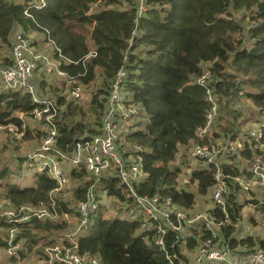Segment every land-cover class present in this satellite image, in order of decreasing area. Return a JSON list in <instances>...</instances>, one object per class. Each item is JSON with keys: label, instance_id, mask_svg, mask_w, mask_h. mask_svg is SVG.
<instances>
[{"label": "trees", "instance_id": "trees-1", "mask_svg": "<svg viewBox=\"0 0 264 264\" xmlns=\"http://www.w3.org/2000/svg\"><path fill=\"white\" fill-rule=\"evenodd\" d=\"M99 1L47 0L40 6L32 0H0V50L7 55L18 28L25 35L30 31L44 33L55 52L60 50L64 55L60 69L73 86H89L102 76L100 92L92 96L94 102L90 104L99 118L106 101L101 95L107 98L111 83L125 68L130 101L141 105L149 117L129 136L132 142L143 146L142 165L147 172L145 178L135 181V190L150 197H171L186 209L206 208L209 202L196 206V196L210 195L216 184L217 167L193 166L189 177L198 182L197 191L186 190L179 175H186L191 145L210 143V139L221 136L225 139L226 135L225 140L245 143L242 152L217 159L223 173L230 175L227 181L231 186V177L244 174L240 158L252 156L248 142L253 139L252 130L261 132L257 138L264 144V0H144L146 7L140 13L131 0H127V7L124 0ZM95 2L100 7L91 10ZM246 16H250L248 22ZM92 50L96 55L89 56ZM205 63H210L219 109L211 130L201 135L199 129L206 125L210 103L205 99V87L196 78L204 72ZM69 97L65 93L58 96L59 105L64 107L58 118V143L64 151L71 150L74 139L85 128L82 121L75 122L82 108L80 101ZM41 104L29 93L0 90V124L21 128L24 119L17 113L31 115ZM244 105L257 109V120L247 119L251 115ZM245 123L253 125L246 130ZM215 132L218 138L212 136ZM42 134L32 135L27 130L23 140L33 137L38 141ZM181 147L185 148L182 158L175 162ZM15 170L14 162L0 161V186L5 188L2 194L15 205L32 203L51 208L50 195L57 188V181L41 172L34 175L32 183L23 184V176L18 172L15 175ZM73 176L77 181L72 192L56 198L55 218L34 217L19 224L15 239L19 260L16 254L12 260L40 264L43 259L50 264L52 258L58 263L56 246L66 249L71 245L67 232L80 215L77 203L87 198L93 185L98 208L90 215L87 229L76 236V250L98 256L103 264H168L166 250L155 243L154 232L141 231L143 215H128L126 206L136 204L126 183L115 173L105 174L98 181L90 180L84 171ZM241 190L244 189L237 186L228 199L227 214L219 207L210 210L218 222V241L230 248L264 247L262 235H235L244 206L264 200V194L242 200L238 193ZM260 207L264 210L263 205ZM262 212L259 211L260 216ZM260 218L264 220L263 216ZM6 220L1 219L2 226L11 225ZM193 230L181 242L175 240L177 232L170 230L167 234L166 249L178 264L189 259V250L202 240L200 234L211 235L204 225L195 224ZM2 238L0 249L8 247Z\"/></svg>", "mask_w": 264, "mask_h": 264}, {"label": "built area", "instance_id": "built-area-1", "mask_svg": "<svg viewBox=\"0 0 264 264\" xmlns=\"http://www.w3.org/2000/svg\"><path fill=\"white\" fill-rule=\"evenodd\" d=\"M46 1L36 0L34 2L43 6ZM144 3V0H131L132 6L135 5L139 13L145 10ZM128 4L129 2L124 0V6L127 7ZM97 5V2L93 3L91 10ZM32 47L31 37L25 35L22 31L14 32L10 55L3 56L0 54V90L19 91L36 95V85L32 82V78L40 68V56L33 53ZM56 54L58 56L56 68L61 75L67 77V74L60 69L64 55L60 50L56 51ZM93 55H96L94 50L89 53V56ZM5 57L8 58V61ZM203 67L204 72L196 78V82L205 87V99L210 105L206 110V125L199 129L201 135L211 130L210 125L219 109L217 96L212 87L213 74L210 70V63H205ZM127 77L126 69L121 68L116 79L110 85L102 120L97 130L94 132L87 131L78 136L74 139L71 150L67 151L61 149L58 143L60 138L58 118L62 115L64 107L59 105L58 97L52 96L49 92L46 96L40 97L41 99L36 96L42 104L31 112V116L33 119H38V121L36 120L38 129L43 132L44 136L40 141V143H43L41 146L40 143L36 146V151L29 155L27 163L37 169L36 174L47 172L49 176L57 181L58 186L51 191V208L44 204L39 206L32 203L15 205L13 202L6 200L8 205L1 208L0 221L2 218L7 219L6 221L10 222L11 225L5 227L0 223V236L8 242V252L16 250V244L14 239L12 240V236L13 234L14 237L17 236L20 223H27L34 217L40 219L55 218L54 198H56V194L65 197L72 192L77 178L73 176L74 182L71 183V177L65 175L64 170L61 168L62 160L59 159V157H62L69 160L73 165L71 170L73 173L84 171L90 180L94 179L96 181L101 180L105 174L115 173L123 183L128 185L134 197L133 202L136 204V207L126 206L128 215H134V217L143 215L141 231L144 233L154 232L155 243L161 249L166 250L168 264H178L166 249L168 232L170 230L177 232L175 240L181 242L182 237L192 235L195 224L204 225L205 230H211V235L205 237V235L200 234L202 240L189 250V259L186 261L181 260L180 264H264V247L246 245L230 248L223 242H219L218 230L215 228L218 227V222L210 212L211 209L219 207L227 214L228 199L237 186L247 192H251L250 190L257 186H264V144L257 138L261 136V132L251 131L253 139L248 142L252 156L251 158L244 157L243 160L240 158V162H243L241 166L244 174L231 177L233 179L231 186L227 181L230 175L223 173L221 162H218L217 159L221 156L228 158L232 153L242 152L245 143L241 140H226V144L222 146L219 145L218 141H213L204 144L196 143L189 149L187 169L191 170L193 166L214 164L217 167L216 173H214L216 184L210 192V201L206 208L200 210L186 209L174 203L171 197L160 198L157 195L151 197L140 195L135 190L134 183L137 180H142L147 175L142 165V151L144 148L142 145L132 142L128 135L132 130L138 129L141 122L149 121V117L143 111L141 105L130 101L131 97L125 87ZM82 86V83L73 86L72 91L68 94L69 98L80 101L83 94ZM25 123L24 121L22 126ZM22 132L24 133L23 130ZM129 145L132 147L131 149L128 148ZM228 191H230V194H228ZM231 191H233L232 194ZM262 203L264 204V201ZM13 205L15 210L10 207ZM77 206L80 215L76 224L73 223L71 231L67 232V239L71 242V245L66 249L56 246L58 263H55L51 258L50 264H103L98 256L91 253H79L76 250L78 245L75 243L76 236L87 229L90 225V215L94 214L98 208L93 185L87 191V198L78 202ZM3 233L4 235H1ZM72 242L74 243L72 244ZM15 254L19 258L17 250L15 253H11L8 258L10 259ZM192 256L194 257L192 258ZM41 262L45 264L43 259L40 260Z\"/></svg>", "mask_w": 264, "mask_h": 264}, {"label": "rangeland", "instance_id": "rangeland-1", "mask_svg": "<svg viewBox=\"0 0 264 264\" xmlns=\"http://www.w3.org/2000/svg\"><path fill=\"white\" fill-rule=\"evenodd\" d=\"M7 1H9V0H7ZM11 1H13V0H11ZM23 1L24 0H19L18 2L21 3ZM32 1H36V0H32ZM97 4L100 7V4L99 3H97ZM249 18H250V16H246L245 22H248ZM30 32H33L32 37L35 38L37 32L36 31H30ZM49 43L47 42V49H50V46H51V48L53 47V45L51 43L49 45ZM8 48H9V46H8ZM47 49H46V51H47L46 54L49 55ZM0 54H2L3 56H6V54L4 52L1 53V50H0ZM5 58L7 59V57H5ZM43 72H44V70L42 67L36 71V77H35V80L37 81L36 89L43 90V87H45L44 90L46 91V93L42 96H39L37 93H36V95L30 93V95L34 98L35 101H39V99L36 96H38L39 98L44 97L48 94V92L50 94H52V96L58 97L61 94H64V93L69 94L72 91L73 84L70 80H68V78L66 76L61 75V76H63V78H62V80H60V78L58 76L56 78V76H54L53 73L45 74L47 79L45 80V82H46L45 86H43L42 85V80L44 79ZM101 80H102V76L99 75L97 77V81L95 83H93L89 86H86V85L82 86L83 94H82V99L79 102V103H81L80 106L82 108L80 111H78V114L75 118V122L82 121L85 124V128L83 129V131H80L81 132L80 135L84 134L87 131L93 132L95 129L97 130V126L100 125V123H101L103 113L100 112V118H99V115H97L96 112H94L93 110L90 109V106H91L90 104L92 102H94L92 96L96 92H100V87H101L100 81ZM0 89H1V87H0ZM101 97H102L103 101L106 100V97H103L102 95H101ZM246 102H248V100H246ZM240 104H242V103L240 102ZM244 107L246 108L248 115L249 114L251 115V116H248L247 119L252 118V122L257 120V116H258L257 109L254 107H251V105H244ZM27 115L29 117H27ZM17 116L19 118H23L24 121L26 122L22 126V129L16 125H13V124L9 125V126L0 125V161L5 162V163H7V162L13 163L14 162L16 165V170L14 171V174L17 175L16 172L20 173L21 176H23L22 177V183L23 184H29V183L33 182L34 175L36 174L37 169L35 167H31L30 165H28L27 160L29 158V155L32 154L34 151H36V149H37L36 146L40 143L41 138L44 135L42 134L43 132L38 129V122H37L38 119H33L30 114H25L24 112H18ZM97 122H98V125H97ZM245 125H246V130H248L253 124H251V123L246 124L245 123ZM22 130L24 131V133L22 132ZM27 130L31 131L32 135H34V134L36 135L37 133H41L42 135L39 139L40 141L39 140L36 141L33 137H31V139L23 140L24 136L27 134ZM133 131H135V130H133ZM131 132L129 133L128 137L130 136ZM216 134H218V132L213 133L212 136H214L215 138H218V135H216ZM225 139H227V135L225 136ZM225 139L222 138V136H221L218 139L219 141L214 140V139H210V141H218L219 145L224 146L226 144ZM19 140H22V141L18 142ZM42 143L43 142H41L39 145L41 146ZM191 147H192V145H191ZM128 148L131 149L132 147L129 145ZM26 157H27V159H26ZM181 158H182V154L179 151L176 155L175 162H178V160ZM59 159L62 160L61 168L64 170L65 175L70 176L71 177V183H73L74 177H73V173L71 172L73 165L66 158L59 157ZM24 160H25V162H24ZM187 163H188V160H187ZM187 163H186V166H187ZM190 171L191 170L187 169V167H186V170H185L186 175L185 176L183 175V177L179 175V177H180V179H182V183H183L182 186L185 187L186 190L190 189V190L196 192L198 182L192 181L190 179V177H189ZM10 179H11V177H10ZM4 189H5L4 186H0V210H1V208H4L8 205L6 200H9V202H13L11 199H9V197H6L5 195L2 194V191ZM252 190H253L252 193L241 190L240 192H238L239 198L242 200H247V199H252V196H254V195L260 197L264 194V188L258 189V187H256V188H253ZM258 190H260V191H258ZM232 193H233V191H231V194ZM228 194H230V191H228ZM57 197L58 196L56 194V198ZM56 198H54V206H56ZM257 200H258V198H257ZM209 201H210V195L209 196H207V195H205V196L197 195L196 196L197 206H204ZM262 201H264V200L262 199L258 203L257 202L256 203L249 202V203H247L246 206H244V209L241 212L243 218H242L241 222L239 223V227L240 226H243V227H240V233L235 234V235H237L238 237H243V236H246L245 233L248 232V234H257V235L264 236V222H263L264 220L262 221V220L257 219V211L258 212L260 211V209H258V208H261L260 206H262V205L264 206V204H262ZM10 207L15 210L14 205L10 206ZM259 216H260V213H259ZM262 216L264 217V212H263ZM76 222H77V219L74 221V224H76ZM246 225H247L248 229L246 228ZM244 226H245V228H244ZM4 233H5V231H4ZM4 233L1 235H4ZM8 237L10 238L9 235H8ZM15 238L16 237H14V234H13L12 240L14 239V242H15ZM15 252H16L15 249L10 250L8 252V247H6V248L4 247V248L0 249V263L1 264H8V263L19 264L18 261H15L14 259L12 260V258H10V259L8 258V256L11 255V253H15ZM193 257L194 256H192V258ZM17 260H19V258H17ZM40 264H44V263L41 262Z\"/></svg>", "mask_w": 264, "mask_h": 264}, {"label": "crops", "instance_id": "crops-1", "mask_svg": "<svg viewBox=\"0 0 264 264\" xmlns=\"http://www.w3.org/2000/svg\"><path fill=\"white\" fill-rule=\"evenodd\" d=\"M13 1L18 2L19 0H13ZM20 30H19V28L17 29V31H20ZM32 34H33V32L28 33L29 37H31V40H32V46H33L32 50H33V53L40 56V58H39L40 68L42 67L44 70V72H43L44 79L42 80V85L45 86V84H46L45 80L47 79V77L45 74H47V73H53L54 76H56V78L58 76L60 78V80H62L63 76H61V74L58 72V70L56 68V60H57L58 56L55 52V48L54 47L51 48V46H50V49H47V42L49 43V41L47 40L46 35L44 33L37 32L35 38L32 37ZM50 43H49V45H50ZM46 49L48 50L49 55L46 54L47 53ZM9 52L10 51H7L8 56L10 55ZM1 53H3V51H1ZM35 77H36V74H35L34 78H32V82L36 85L37 81L35 80ZM44 88L45 87H43V90L36 89L37 94L39 96H42L46 93ZM180 149H181L180 152L182 154L184 152L185 148L181 147ZM199 207H201V206H199ZM263 208H264V206H263ZM261 209H260V211H263V209L262 210ZM262 215H263V212L261 213V216ZM257 219L258 220L262 219V218H260L258 211H257ZM239 223L236 225V230H235L236 234H239L240 233V227H243V226L239 227ZM244 228H245V226H244ZM246 228H247V225H246ZM247 234H248V232L245 233V235H247Z\"/></svg>", "mask_w": 264, "mask_h": 264}]
</instances>
